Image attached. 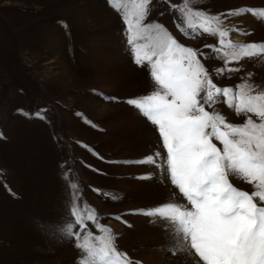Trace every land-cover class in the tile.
<instances>
[{
	"label": "rangeland",
	"instance_id": "1",
	"mask_svg": "<svg viewBox=\"0 0 264 264\" xmlns=\"http://www.w3.org/2000/svg\"><path fill=\"white\" fill-rule=\"evenodd\" d=\"M192 2L221 15L233 43L264 42V21L250 13L227 15L264 9V0ZM180 3L152 0L144 24L163 25L178 43L203 53L199 58L218 87L248 81L264 89V58L225 65L215 52L218 36H186L177 27L183 25L171 6ZM128 37L123 9L109 0H0V264H79L75 237L66 233L74 222L72 202L94 210L118 250L134 261L187 264L173 250L171 227L139 212L186 201L163 169L137 163L165 151L157 127L126 102L155 88L147 64L134 62ZM224 67L239 71L214 74ZM216 108L230 123L245 120L225 104ZM86 224L102 234L96 223ZM74 231L85 234L79 225Z\"/></svg>",
	"mask_w": 264,
	"mask_h": 264
},
{
	"label": "snow or ice",
	"instance_id": "2",
	"mask_svg": "<svg viewBox=\"0 0 264 264\" xmlns=\"http://www.w3.org/2000/svg\"><path fill=\"white\" fill-rule=\"evenodd\" d=\"M109 2L123 9L134 62L147 64L155 85L150 94L126 102L157 127L165 155L155 151L137 163L163 169L186 201L170 200L139 212L171 227L173 250L184 254L187 264H264V89L248 81L235 89L218 87L199 58L203 53L178 43L163 25L144 24L152 0ZM171 7L179 13L183 26L177 27L184 35L202 32L219 37L221 47L215 52L225 65L264 58V42L233 43L221 15L197 10L192 0ZM246 13L264 21V9L241 8L227 15ZM226 71L239 69L218 68L214 74ZM220 103L244 116V122H228L216 108ZM230 176L252 185L253 190L238 189ZM69 215L74 222L67 224L66 233L75 237L79 264H141L118 250L115 235L99 225L94 210L85 206L82 211L72 202ZM86 221L96 223L102 234L89 231ZM75 225L85 234L74 231Z\"/></svg>",
	"mask_w": 264,
	"mask_h": 264
}]
</instances>
